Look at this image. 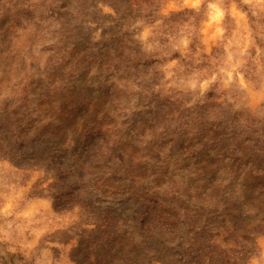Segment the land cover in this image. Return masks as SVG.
<instances>
[{"label":"clouds","instance_id":"1","mask_svg":"<svg viewBox=\"0 0 264 264\" xmlns=\"http://www.w3.org/2000/svg\"><path fill=\"white\" fill-rule=\"evenodd\" d=\"M6 13L0 264H69L64 242L79 240L85 224L94 226L89 234L99 232L84 204L115 213V249L96 245L104 249L102 264H178L177 252L189 242L185 227L150 225L139 214L143 201L105 197L97 183L102 177L142 195L179 198L190 214L223 213L239 199L238 206L250 207L221 245L222 264H264V184L254 182V172L240 177L243 194L233 175L222 176L221 201L215 193V199L190 194L192 173L164 183L134 171L144 161L158 168L156 152L170 164L165 144L179 148L209 129L215 134L208 144L220 141L229 154L244 145L264 160V0H0V20ZM45 45L53 49L47 63L39 60ZM73 47L83 52L68 59ZM86 79L102 86H84ZM37 102L61 122L25 139L33 117L41 116ZM137 120L143 127L127 136ZM191 163L217 171L211 155Z\"/></svg>","mask_w":264,"mask_h":264},{"label":"rangeland","instance_id":"2","mask_svg":"<svg viewBox=\"0 0 264 264\" xmlns=\"http://www.w3.org/2000/svg\"><path fill=\"white\" fill-rule=\"evenodd\" d=\"M8 23L9 16L6 13L4 19L0 20V28H3ZM52 51L53 49L51 46L45 45L42 47L40 49L39 60L47 63L52 58L48 53ZM82 52L83 49L78 51L73 47L71 51L68 52V59H72L73 56L80 57ZM30 67L34 69L37 68V62H33ZM108 80L109 82H114L115 77H109ZM83 84L84 86L92 87L102 86L88 79H86ZM29 95H34V93L31 92V85L29 88ZM81 98L82 96L80 95L76 97V99ZM67 103L71 104L72 99H69ZM33 107L34 110H38L41 113V116L33 117L31 125L27 126V131L22 133L25 139H30L33 133L40 128H47L49 125L56 126L61 122L58 115H49L46 105L37 102ZM45 121H47V123H45ZM67 122L70 123L71 121L68 120ZM143 124L144 121L142 120L133 121L126 135L132 136L136 134L143 127ZM214 134L213 130H206L202 138L182 144L179 148H177L175 143H172L171 146L165 144L162 151L167 152L170 164L166 165L162 163L164 160L162 152H156L152 159H155L157 156L159 157L161 163L158 168L150 161H144L143 169L137 166L134 168V171L136 173L142 172V175L138 176V178L142 179L147 176H152L157 182L163 181L164 183L168 182L170 175L192 173L188 177L190 194H208L212 196V194L215 193L221 201H226V197L221 195L218 188V181L226 174H231L235 177V182L240 185L241 194H243L244 182L240 180V177H246L249 172H254L253 179L255 183L264 184V160L248 153L244 145H242L236 153L229 154L220 141H217L215 144H208V137ZM202 154L211 155L214 162L218 161L217 171L214 174L205 172L202 168H196V166L191 163L194 160H200ZM173 169H175V172ZM97 183L105 197L114 196L120 199L133 198L143 201L139 214L144 216L149 221L150 225H164L170 228L172 223H175V228L172 230L180 228L183 225L189 237L188 245L192 246L195 250H201L206 254L210 249H205L203 244H207L211 239L218 249L216 252L213 251L218 255H216V259L221 261L223 259V249L221 245L231 241L238 227L245 222L241 218L245 216L250 207L249 205L238 206L241 204V201L237 199L227 202L223 213H219L216 209H212L190 214V208L187 206V202L179 198L163 196L159 193L142 195L138 190H125L120 183L110 181L103 177ZM216 196H212V198L215 199ZM82 207L87 217L96 218L99 221V227L101 224L103 227L99 228L97 234L92 235L89 234V228L94 226L85 224L82 228L83 235L80 236L79 240L74 242L72 238H69L64 242V247L68 250L67 258L69 264H92L94 262L96 257L95 247L92 243H86L84 245L82 244L79 248L78 245L81 239L82 241H91L96 244L104 241L105 238L116 237L110 232L115 213L107 209H93L87 204L82 205ZM186 221L187 223H185ZM122 222V220L116 221L117 224ZM116 240L118 241L117 237ZM184 249H186V247L182 248L180 252H183ZM196 255L199 254L191 252L189 254V259H194ZM199 258L201 261L207 259L203 256Z\"/></svg>","mask_w":264,"mask_h":264},{"label":"trees","instance_id":"3","mask_svg":"<svg viewBox=\"0 0 264 264\" xmlns=\"http://www.w3.org/2000/svg\"><path fill=\"white\" fill-rule=\"evenodd\" d=\"M102 224L100 225L99 228H102ZM175 228V223H172V226H170V229H174ZM104 230V229H103ZM104 232V231H102ZM104 244L107 246L108 249H115L118 241L116 240V237H108V238H105L104 239ZM93 244V246L95 247V259H94V262L92 264H102V261H101V256L104 252V249H100V250H97V247L96 245L98 243H93L91 241H82V239L79 241V248L80 246L83 244ZM203 247L205 249H210L208 250V252H206V254H204L201 250H195L192 246H189L187 244L186 246V249L183 250V252H180L182 248H184L183 246L179 249V251L177 252V257H178V264H203V261L200 260L199 257H204V258H207L209 260V264H212V261L213 259L215 260V264H222V261L221 260H217L216 259V251L218 250L217 249V246L213 243V241L210 239L209 242H207V244H203ZM78 250V248H77ZM97 250V251H96ZM201 253H200V252ZM215 251V252H213ZM191 252H194V253H198L199 255H196V257L194 259H189V254ZM203 253V254H202ZM218 256V255H217ZM220 256V255H219ZM90 264V263H89Z\"/></svg>","mask_w":264,"mask_h":264}]
</instances>
